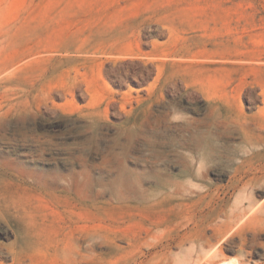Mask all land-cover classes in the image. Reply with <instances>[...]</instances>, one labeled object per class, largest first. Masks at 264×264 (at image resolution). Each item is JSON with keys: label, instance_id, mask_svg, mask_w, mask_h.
I'll use <instances>...</instances> for the list:
<instances>
[{"label": "rangeland", "instance_id": "1", "mask_svg": "<svg viewBox=\"0 0 264 264\" xmlns=\"http://www.w3.org/2000/svg\"><path fill=\"white\" fill-rule=\"evenodd\" d=\"M263 91L264 0H0V264H202Z\"/></svg>", "mask_w": 264, "mask_h": 264}, {"label": "bare ground", "instance_id": "2", "mask_svg": "<svg viewBox=\"0 0 264 264\" xmlns=\"http://www.w3.org/2000/svg\"><path fill=\"white\" fill-rule=\"evenodd\" d=\"M261 101L264 104V91ZM258 112H264V105L258 108ZM257 129L259 132L254 133L244 127L241 128L243 155L233 166L227 189L222 195L217 194L213 197V203L216 206V213L212 217L214 223L211 224L206 221L194 223L192 244L197 252L203 253L204 261L202 264H248L239 259L217 258L222 253V245L225 241L242 233L247 225L264 220V200L258 203L254 197L255 191L264 192V134L262 133L264 127L257 126ZM231 190H239L240 195L236 197L234 207L227 209L229 199L226 196L230 194ZM244 203H247L246 207L243 206ZM218 218H221L220 222H217L216 219ZM200 229L204 231L202 236L199 235ZM208 230L213 233L206 235ZM168 244L171 243L168 242ZM242 249L243 246L241 245L240 250ZM166 253L169 254V249L166 250Z\"/></svg>", "mask_w": 264, "mask_h": 264}]
</instances>
